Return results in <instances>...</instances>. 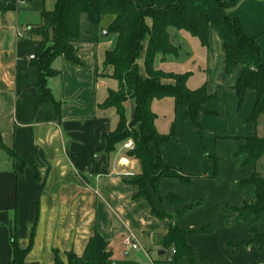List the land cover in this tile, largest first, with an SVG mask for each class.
Returning <instances> with one entry per match:
<instances>
[{
  "label": "crops",
  "instance_id": "1",
  "mask_svg": "<svg viewBox=\"0 0 264 264\" xmlns=\"http://www.w3.org/2000/svg\"><path fill=\"white\" fill-rule=\"evenodd\" d=\"M131 1L141 9L177 3ZM53 6L54 0L27 4L0 0V142L14 155L10 157L0 147L4 154H0V264H11L8 229L14 219L22 248L34 229L26 264H54V253L63 262L69 252L80 258L95 234L108 244L111 260L118 264H191L187 259L166 262L173 250L161 248L158 240L173 225L187 233L185 243L194 264H264V251L258 246L235 247L250 241L253 229L264 235V217L257 223L253 218L233 222V215L220 214L225 204H250L253 188L237 191L232 186L254 173L260 175L255 167L239 168L245 156L232 160L244 140L257 137L256 124L249 122L256 96L254 91H246L239 107L233 89L241 69L226 75L225 55L215 30H209L207 52L188 34L169 32L171 44L180 48L179 56L183 54L181 60L196 68L187 72L191 74L187 85L196 75L202 76L200 87L206 84L209 99L197 117L198 128L185 117V110L175 111L174 107L167 133L156 128L162 135L174 128L169 142L160 147L150 144L149 151L152 156L159 155L175 175L164 177L157 194L147 189L151 204L169 217L192 206L181 216L158 220L151 216L146 201L133 199L136 188L125 183L126 178L140 174L138 162L128 158L121 146L109 157L105 155L103 138L115 129L117 120L115 115L113 126L108 110L100 106L116 83L115 89L107 90V79L99 75L104 53L113 46L112 36L100 33L96 41L74 44L81 66L63 58L51 64L58 75L46 85L60 106L59 113L51 104L38 103L30 58L40 42L27 32L39 27L42 12ZM228 15L239 21L247 37L256 40L264 65V2L242 1ZM166 62L156 61V68L160 70ZM127 102L132 109V103ZM214 158L219 162V183L214 178ZM177 176L189 178L191 183L186 186ZM169 196L178 198V204L169 203ZM203 229L207 231L201 232ZM128 236L134 237L137 250L124 247ZM117 246L124 252L118 262L113 260Z\"/></svg>",
  "mask_w": 264,
  "mask_h": 264
},
{
  "label": "trees",
  "instance_id": "2",
  "mask_svg": "<svg viewBox=\"0 0 264 264\" xmlns=\"http://www.w3.org/2000/svg\"><path fill=\"white\" fill-rule=\"evenodd\" d=\"M14 3H30L33 0H12ZM245 0H177L168 8L141 9L131 0H54L53 9L41 14V24L28 30V36L37 39L40 47L32 60L36 73V89L40 105L51 104L59 113L56 103L48 89L47 80L58 75L51 64L58 58L81 66L74 54L73 45L81 42L96 41L97 33H106L114 38L113 46L104 53L102 78L116 83L115 90H108L107 97L100 106L104 110L115 111L117 124L114 130L104 136L105 155L109 157L115 149L127 141L133 149L127 151V157L138 162L140 174L125 179L128 186L136 188L134 200L146 201L151 208V216L158 220L173 219L181 216L192 206H185L173 217L156 211L151 204L150 189L157 194L159 184L166 175H175V170L166 166L159 155L152 156L149 145L156 147L169 142L174 136L171 127L167 135L159 134L155 123L157 116L151 111L154 101L171 99L174 110H185V117L198 128L197 117L202 105L209 98L206 84L197 90H190L187 83L190 73H165L156 68V61L166 62L169 58L178 59L180 48L170 41V31L183 32L196 39L204 51L209 50V30L217 33L225 55L226 75L240 68L241 73L235 84L234 92L239 107L244 103L248 90L255 92V104L250 123L257 124L264 115V65L259 58V47L255 39L247 37L238 20L229 17V12ZM264 2V0H260ZM143 60L140 70L139 60ZM132 103V117L129 122L124 115V104ZM0 147L6 150L1 142ZM10 157L12 152L6 150ZM245 156L239 164L240 169L254 168L261 156H264V138H248L236 149L232 159ZM214 162V178L219 183V162ZM182 184L188 186L191 179L177 176ZM253 188V201L242 207L225 204L220 210L222 215H233V222H246L253 218L257 223L264 217V178L255 173L248 179L234 184L232 188L242 191ZM168 202L174 204L178 198L169 196ZM11 264H26L25 259L33 245L34 229L25 248L17 239L15 219L9 229ZM207 229L201 230L205 232ZM187 233L175 225L158 240L165 250L172 249L173 261L187 259L194 264L191 249L185 243ZM253 238L235 247L256 245L264 251V235L252 230ZM66 262L54 253V264H113L111 251L107 243L95 234L89 239L83 255L78 258L72 252L65 254Z\"/></svg>",
  "mask_w": 264,
  "mask_h": 264
},
{
  "label": "rangeland",
  "instance_id": "3",
  "mask_svg": "<svg viewBox=\"0 0 264 264\" xmlns=\"http://www.w3.org/2000/svg\"><path fill=\"white\" fill-rule=\"evenodd\" d=\"M100 33L101 32H98L97 36H100ZM182 56H183V54H180L179 61L174 59V58L169 59L165 64L160 66V71L165 72V73H174V74H184V73H187L189 71L194 72L196 68L194 66L193 67L186 66L184 63L185 61L181 60ZM138 66H139V68L143 67V60L142 59L139 60ZM203 80H204V78L202 76L196 75L194 79L190 80L187 87L190 90H196L197 88L200 87ZM105 84L107 86V90L108 89H115V82L107 80V81H105ZM100 95H101V97H103V90H101ZM151 111L155 115H157V120L155 123L156 128L160 131H165V133H167L168 127H169L170 122H171L170 119L173 115V105H172L171 99L154 101L152 103V106H151ZM124 115H125L126 121L129 122L131 117H132V109H131L128 102H126L124 105ZM107 116H108L111 124L114 126L115 122L112 121V118L115 119V111L113 109L108 110ZM115 125H116V123H115ZM255 128H256V136L258 138H264V115H262L261 117L258 118ZM128 142H130V141L125 142L124 144H122L121 147H124V145ZM0 154L2 156H4V154L1 151H0ZM125 154L127 155V153H125ZM255 171L260 175L261 178H264V156H261L260 159L257 161V163L255 165ZM219 181L221 182L220 178H219ZM0 241H1V237H0ZM121 252H123L122 249H119V247L117 246L116 247V256L117 257H114L113 260H115L116 262L121 261L122 260V256L120 254ZM133 253L134 252H131L129 257H131ZM112 263L118 264V263H115L114 261H112Z\"/></svg>",
  "mask_w": 264,
  "mask_h": 264
},
{
  "label": "built area",
  "instance_id": "4",
  "mask_svg": "<svg viewBox=\"0 0 264 264\" xmlns=\"http://www.w3.org/2000/svg\"><path fill=\"white\" fill-rule=\"evenodd\" d=\"M31 60L34 59V57L30 58ZM124 149L125 150H132L133 149V144L131 142H128L124 145ZM134 237L132 236H128L123 240V245L124 247H126L127 249H131V250H137V245L134 241ZM175 252L172 251L167 257H166V262L167 263H171L173 261V256H174Z\"/></svg>",
  "mask_w": 264,
  "mask_h": 264
},
{
  "label": "water",
  "instance_id": "5",
  "mask_svg": "<svg viewBox=\"0 0 264 264\" xmlns=\"http://www.w3.org/2000/svg\"><path fill=\"white\" fill-rule=\"evenodd\" d=\"M103 35L106 36V33H104ZM123 163H125V161H123Z\"/></svg>",
  "mask_w": 264,
  "mask_h": 264
}]
</instances>
